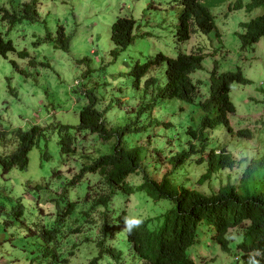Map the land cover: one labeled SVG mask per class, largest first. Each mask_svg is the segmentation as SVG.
<instances>
[{
    "label": "rangeland",
    "instance_id": "rangeland-1",
    "mask_svg": "<svg viewBox=\"0 0 264 264\" xmlns=\"http://www.w3.org/2000/svg\"><path fill=\"white\" fill-rule=\"evenodd\" d=\"M179 1L147 0L139 15L135 16L133 15L135 6L144 0H36L38 20L31 23L23 22L12 27L2 21L0 14V37L11 38L16 50V53L8 54L6 58L0 56V130L10 132L14 129H21L27 131L34 125L42 128L49 127L45 129L47 131L45 140L40 139L37 145L29 151L28 165L25 170L13 168L7 175H2L0 168V216L4 217L0 221V264H25V262L41 264L44 261L41 245L35 244L33 241L37 239L41 241L38 231L40 234L42 227L49 226L36 224H33L32 227L28 226L27 216L30 213H27L26 202L35 208L38 217L51 215L45 205L54 202L53 206L57 210L55 214L58 221L63 216L62 212L65 210L68 200L79 201L76 209L77 214L89 209V205L83 204L82 197H85L87 187L94 184L90 181L98 180L97 176L87 175L79 183H71V178L79 172L80 167L74 159L66 158L68 161L62 163L59 155V139L64 133L56 127L53 128L60 124L77 125L78 113L82 106L88 102L85 97L86 92L92 91L97 106H104L102 111L105 113V118L107 113L114 108L118 113L123 112L122 117L113 116L116 124L137 122L136 126H132L127 139L132 146L140 150V159L150 175L160 173L165 164H169L167 161L171 156L188 148L191 138L185 133V130L188 127L197 129L202 115H204L199 110V100H195L193 104L163 100L158 92L152 104L143 106L133 104L132 101L136 97L132 93L144 92L147 95L146 89L153 87L158 81L156 77L149 76L148 80L155 79L154 85L147 82L148 80L142 79L139 84H136L135 79L128 77V74L131 73L136 63L142 65L148 57L144 56L142 52H138L139 59L133 61L131 57H125L117 68L116 62L119 55L117 58L111 56L110 52L113 48L109 43V29L116 18H132L134 21L133 38L136 43L144 46L143 42L145 41H155L151 45L156 49L155 54L161 53L167 58H176L179 52L175 56L166 54L165 49L169 44L164 33L171 36L170 43L172 45L178 46L175 43L174 34L179 13ZM235 1L230 0L218 5H216V0H207L206 2L214 16V23L220 38H216L214 34L205 36L195 33L187 43L181 45L185 49L184 53L190 54L191 50L197 47L203 48L204 40L209 41V47H212L211 42L215 41L216 46L210 53H214L217 58L211 59L213 56L206 55L210 60L211 70L214 62L217 63L218 69H223L219 73L233 71L238 67L243 77L249 80V85L234 84L231 87L230 98L235 107V114L229 117V122L235 130L248 128L252 131L253 129L252 137L254 139L235 137V140L228 143L224 137L217 135L219 133H212L214 139L210 143L211 149L225 147L234 154L238 161L241 159H247V161L243 160L232 172L225 171L223 173L219 170L202 186L197 184L199 179L197 175L201 172L203 165L196 167L186 163L178 170L191 168L196 173L195 178L185 174L179 179H173L175 186L195 188L206 194L228 180L233 185H241L239 176L246 166L258 167L250 163L254 154L257 153L258 157L264 154V126L260 124V120L264 119L261 106L264 97V38L253 46V52L251 50L242 52L238 38L240 23H246L255 18L261 13V10L254 9L247 12L245 9H239L229 12V6ZM25 2H29V0H0V8L4 7L9 13H12L11 9H13L16 13L14 6ZM242 2L247 5V0H242ZM92 4H104L105 6L117 4L119 7L116 8L117 15L114 17L102 18L99 28L94 29L92 23H84L83 31L86 38L83 43L87 47L82 58L70 60L65 51L57 50L53 43L43 41L47 33H51L53 37L58 26L63 27L66 35L75 32L79 28L77 21L81 20V17L76 15V11L83 9L87 13L91 9L84 8V6ZM67 5H72V7H68L65 11ZM162 5L166 6L162 7ZM40 9H43V17L40 15ZM48 18L54 20L52 29L48 28ZM104 20H107L106 24L103 23ZM102 34L104 47H91L92 44H97L101 40ZM89 35L90 40L88 39ZM133 38L131 43H133ZM105 49L107 50L105 51ZM21 51L27 52L28 57L20 58L17 53ZM173 51L176 52L177 48L173 47ZM97 57H99L98 60ZM82 59L85 61H81ZM89 64L94 66V70L89 69L87 72L80 73L79 76L76 75L81 65L87 67ZM161 66H157L156 69ZM163 66L166 71V66ZM109 68L115 70L108 72ZM120 68H126L128 71H121ZM204 69L203 60L202 69L192 75V79L197 82V80L203 81L204 77L208 78L210 73H206ZM165 71L164 77L166 78ZM71 80H76L78 87L69 89L67 85ZM206 90L207 88L203 85L200 96L205 95ZM249 97L253 100H250ZM74 131L75 129H70L69 133L73 134ZM181 136L187 137L183 141L186 148L180 146ZM103 143L95 135L82 134V136H78L77 149L84 154L85 158H94L100 151H106L107 146H103ZM237 149L239 150L237 151ZM12 150H14V146L9 148V152ZM45 150L49 155L47 160L42 159ZM3 152L6 150L0 148V154ZM85 162L89 163L91 160ZM242 164L245 167L241 171ZM37 173L39 176L33 179V175ZM140 180L141 178L138 176L128 179L131 184H136ZM40 181H44L43 185ZM18 187L21 189L20 194L12 195ZM63 192L66 193L65 199L64 197L59 199ZM90 195L93 196V192ZM125 198L122 194L112 197L107 208L111 219L121 212V206L123 209L136 210L137 212L132 214V217L152 218L161 214L162 205H169L168 201L153 202L142 196H130L124 200ZM101 209L98 207L96 213L99 214ZM68 216L64 217L61 223H57L56 220L53 222V227H59L56 230L63 229L57 240L61 244V249L64 250L59 249L58 254L65 257L74 250L75 252L68 257V264H87L99 252L95 247L99 225L95 232L93 227L97 225V222H94L92 226H87L79 233L68 234L65 232L74 228L73 225H78L75 223V214L71 218ZM76 219L80 220L79 217ZM21 231L24 233L22 236L20 235ZM122 235L123 231L118 234L115 232L109 245L120 251L123 264H140L134 260L125 240L121 238ZM212 235L213 231L203 224L198 232L196 243L188 251L195 264L241 263L240 253L236 251V245L240 243V239L238 242L232 241L229 245L230 251L224 252L212 241ZM86 238L88 241L84 242ZM105 245L108 244L105 243ZM237 256L239 257L238 261L235 260ZM98 264L113 263L107 255H103Z\"/></svg>",
    "mask_w": 264,
    "mask_h": 264
},
{
    "label": "trees",
    "instance_id": "trees-1",
    "mask_svg": "<svg viewBox=\"0 0 264 264\" xmlns=\"http://www.w3.org/2000/svg\"><path fill=\"white\" fill-rule=\"evenodd\" d=\"M202 0H182L185 10L184 27H179L175 36L176 39L187 42L191 32L186 30L187 21L193 18L199 26L198 32L206 34L209 32L214 23V16L210 6L205 5ZM204 1V0H203ZM225 3V0H216V5ZM240 3V2H238ZM36 0L19 3L14 6L16 13L11 9L9 13L4 7L0 8L1 19L7 22L10 27L23 22H35L38 20ZM249 10L260 9L261 13L251 19L247 25H243L245 29L243 34L238 35L240 48L249 49L252 44L257 42L258 38L264 37V0H247ZM229 10L231 8H228ZM132 18L117 17L110 27L109 43L113 48L110 52L111 56L117 58L119 51L117 45L123 40L125 46L130 42V33L133 26ZM56 39H53L51 33H47L43 41L54 44L57 50L65 51V43L70 35L64 33V29L58 26L56 30ZM6 35V33H5ZM63 38V39H62ZM38 43V42H36ZM16 53L15 46L8 37H0V56L6 58L8 54ZM20 58L28 57L27 52L21 51L17 53ZM159 60V61H158ZM85 61V59L83 60ZM200 58L193 55L180 54L176 58H167L161 54L155 57H148L144 64L136 63L128 77H133L136 84H139L141 77L148 74L149 70H155L159 65L166 66V85L165 89L159 92L163 100L180 101L192 103L194 97L193 86L191 85L190 72L200 68ZM89 62V61H88ZM32 63V62H31ZM29 63V64H31ZM14 64V63H13ZM48 65L47 63H45ZM42 64V65H45ZM147 82L155 84V79L150 78ZM247 81L243 78L239 71H229L228 73L217 74L216 71L211 73L210 87L215 96L216 92L220 97L219 110L212 116L203 117L200 120L198 128L185 132L191 141L188 143L187 149H182L175 155L171 156L165 164L163 170L154 175H150L147 168L140 159V150L132 146L127 139L131 132L132 126H136L137 122L126 124H115L113 131L119 130L120 135L116 138L114 144L107 143L111 139L110 136L101 135L108 127L109 121L101 120V116H105L103 111H96V98L92 91L85 93L88 99L78 113V123L76 126L60 124L54 126L60 129L64 134L59 139V155L62 163L67 159H74L79 164V172L71 178V183H79L87 175H95L97 179H93L87 187L85 197H82L84 205H89L88 210L77 214L79 201L68 200L65 210L62 212L60 223L64 217H72L75 214L74 228H70L65 233H79L87 226H92L95 220L103 219L104 236L108 238L106 225L108 222V214L106 212L113 196L118 194L131 195L141 192L151 198L153 202L168 201L169 205H162L161 217L162 224L158 228V233L154 239L145 236L131 237L134 250L138 255H142L143 251L149 252L144 257L147 264H194L189 258L186 250L189 249L197 241L200 228L205 224L213 231L212 239L220 244V248L224 252H228V241L225 236L229 229H241L245 232L246 239L251 243L246 248L248 252L253 250L264 249V189L258 193L260 185L264 182L263 168H249L245 171L242 181L248 187L253 188L250 200H242L227 186L221 187L216 193H202L195 188L190 189L184 186H175L173 179L177 170L186 163L189 165H203L200 173H198V185L202 186L207 183L215 173L220 169L231 166L224 159L226 157L216 156L209 146L208 141L214 130L221 128L226 133L232 134L227 120V113L232 114L234 108L231 107L227 95L229 88L233 83L245 84ZM201 110V109H200ZM206 111V108H202ZM155 121V120H154ZM49 127L42 128L38 125L32 126L29 130L14 129L10 132L0 130V148L6 150L0 154V168L2 175H7L13 168L25 170L28 165V153L34 148L40 139L46 138V130ZM70 129H75L73 134L69 133ZM248 131L239 132V135L247 136ZM97 136L102 140L105 152H100L96 157H84L77 149L78 136L82 134ZM106 143V145H105ZM14 146V150L9 152V148ZM49 158L46 150L42 154V159ZM67 158V159H66ZM83 160V165L78 159ZM88 160L91 162L86 163ZM264 160V159H263ZM138 176L141 180L136 184H131L128 178ZM261 179L262 182H261ZM244 191L249 192L248 189ZM93 192V196L90 193ZM66 193H62L59 199L64 197ZM91 196V197H90ZM101 207L103 210L96 213V209ZM77 217L80 218L76 219ZM246 221L251 223L245 224ZM149 222V220H148ZM250 224V225H249ZM60 231L57 230V233ZM40 246L43 252V259L47 264H68V257L65 259L58 254L61 244L54 238L53 233L42 227ZM53 241L55 243L53 244ZM86 238L84 242H87ZM155 245H150V242ZM130 243V240L128 239ZM75 248V246H73ZM101 247V246H100ZM99 254L93 258V264H97L98 259L104 252L99 248ZM112 258L119 260L120 255L114 251H108ZM258 261V264H264V251L260 257L252 258ZM244 264H249V258Z\"/></svg>",
    "mask_w": 264,
    "mask_h": 264
},
{
    "label": "clouds",
    "instance_id": "clouds-1",
    "mask_svg": "<svg viewBox=\"0 0 264 264\" xmlns=\"http://www.w3.org/2000/svg\"><path fill=\"white\" fill-rule=\"evenodd\" d=\"M228 1H230V0H225V2H228ZM203 2H204L205 5H208L206 3L207 0H204V1L202 0L200 3L203 4ZM238 2H240V3H238ZM146 3H147V0H144V2H141L139 5L135 6V12L133 13V15L138 16L140 10L145 7ZM163 6H166V5H162V7ZM5 7H7V5H5ZM68 7H72V5L65 6V11L67 10ZM118 7H119V5H117V4H109L107 6H105L104 4H98V5L97 4H92V5H85L84 6V8H90L91 9L87 13H85L83 9H79V10L76 11V15L78 17H81V20L77 21V23L79 24V28L75 32L70 34L69 38L67 39V41L65 43L66 56L70 60L80 59L85 54L84 50L87 47V45H85L83 43V41L86 38V35H85L84 31H83L84 23H92L94 29L95 28H99L100 27V22H101L103 17H114L115 15H117L115 10ZM229 8H231L230 10L228 9L229 12L236 11V10H239V9H245V11H247V12H251V11L254 10V9L249 10L248 6L244 5L242 0H236L234 3H232L229 6ZM0 14H1V12H0ZM40 15L43 17V9H40ZM184 19H185V10H184L183 5H182V0H180L179 1V13H178V16H177L176 31H175V34H174L175 43L178 46L172 45L170 43L171 39H172L171 36H168L167 33H164V35L167 37V42L169 44V46L165 49V51H166V54H168L170 56H175L177 54V52H179L180 54H185L184 53L185 49L183 47H181V45L187 43L190 40V38H191V36L193 34H195V33L201 34L200 32H198V29H199L198 27L199 26L197 25L196 21H194L193 18H190L187 21V25L189 27H187V26L185 27L186 30H189V32H191L187 42H182V40L176 39L175 36H177L179 30L182 27H184ZM103 23L106 24L107 20H104ZM248 23H249V21L246 22V23H240V25H239L240 32L238 33V35L244 33L245 29L243 28V25H247ZM53 24H54L53 18H48V28L49 29L53 28ZM179 27H181V28L178 30ZM133 28H134V22H133V26H132L131 33H130V39L131 40H130L129 44L127 46H125V43L122 40L117 45V48H118V51H119V58L117 59V62H116V67L117 68H119L120 61L124 60L125 57H131L133 59V61H135L136 59H139L140 57L137 56L138 52H142L144 54V56H147V57H152V56L155 57L156 55L161 54V53L155 54L156 49L151 46L152 44L155 43V41H145V42H143L144 46H141V44L136 43L135 42V38H133ZM177 30H178V32H177ZM210 34H214L216 36V38H220L219 33L217 31V28L215 26V23H213V26H211V28L209 29L208 33H206V34L202 33L201 35L207 36V35H210ZM109 35H110V29H109ZM132 38H133V43H131ZM263 38H264L263 36L259 37L257 42H255L254 44H252V46H250L251 48L243 49V50H241V48H240V50L242 52H246V51H249V50H251L253 52V46L255 44H257ZM53 39H56V34L55 33L53 34ZM88 39L89 40L91 39L90 35L88 36ZM211 43H212V47H209L208 46L209 45V41L208 40H204L203 41V45H204L203 48L197 47V48L191 50L190 54H186V55L197 56L198 58L201 59V61H199L200 68L190 72L191 74L189 76L190 79H191V85L193 86L192 97H194L193 102L189 103V104H193L195 102V100H199V103H198L199 110L201 109L200 111H202L203 114H204V115H202L201 120L203 119V117H206V116H207V118L212 117L219 110V107H220L219 94L216 92V94L214 96V94L212 92V89L210 87V84H209L210 83V78H211V73L213 71H216L217 74H223V73H228L229 72V71H226V72H223V73H219V71H223V69H218L216 62H214V66H213V68L211 70L210 60H209V58L206 55L210 54L211 56H213L211 59H216L217 58V57L214 56L215 55L214 53H210V52H212L214 50V48L216 46V42L212 41ZM91 47H93V48L104 47L103 34H102L101 40L97 44H92ZM173 47L177 48L176 52L173 51ZM106 50L107 49H105V51ZM202 52H204L205 54H203ZM161 55H163V54H161ZM98 59H99V57H97V60ZM83 60L84 59H82L81 61H83ZM203 60H204V63H205L204 71L206 73H210V74H209L208 78L204 77L203 81L197 80V82H196L195 80L192 79L193 78L192 75H194L197 71L202 69ZM89 69L94 70V66L90 65V64L87 65V67H85L84 65H81V67H80L79 71L76 73V75L79 76L80 73L87 72V71H89ZM114 70H115L114 68H109L108 72H112ZM120 70L121 71H125V72L128 71V69H126V68H120ZM164 71H165V69H164V66L162 65L159 69L149 70L147 75L141 77L142 80H148L149 76H154V77H156L158 83L156 85H154L153 87L146 89L147 95H145L144 92L132 93V95H134L136 97V99L134 101H132L133 104H139V105L143 106L145 104H152L154 102V99L157 96V93L160 92L161 90L165 89L166 78L164 77ZM233 71L234 72L239 71L241 73V70L238 67L235 68ZM241 75H242V73H241ZM243 78L247 82L245 84H241V83H233V84H231V86L229 88L228 95H227V98H228L229 102L231 103L230 104L231 107L234 108V112L232 114H230L229 112H226L228 114L227 115L228 124H229L230 128L232 129L233 133L232 134L226 133L225 130L221 129V128H218V129L213 131V133H219L217 135L220 136V137H224L227 140L228 143H230L233 140H235V137L244 138V139H247V140H251L252 138L254 139V137H252L253 129H252V131H250L248 128L235 130L230 125V122H229V117L235 114V107H234L233 102H232V100L230 98L231 87L234 84L243 85V86L249 85V80L246 79L245 77H243ZM81 82H83V81H81ZM203 85L207 88V90H206L205 95L200 96V93L202 92L201 91V87ZM67 87L69 89H71L73 87H78V83H77L76 80H71L68 83ZM249 99L253 100L250 97H249ZM178 102H180V101H178ZM182 103H185V102H182ZM105 104H107V101H105ZM261 106L263 107L262 109H263V112H264V97H263V99L261 101ZM103 107H104L103 105H98V106H96L95 110L98 111V112L102 111ZM202 108H206L207 110L203 111ZM113 116L122 117L123 116V112H119L118 113L113 108L111 112L107 113L106 118L109 121L108 127H107L106 130L101 131L100 134L111 137V139L107 141V143H109V144H114L116 142V138L120 135L119 130L113 131V126L116 124V121L113 120ZM100 119L101 120L105 119V116H101ZM200 123L201 122H199V124ZM260 124H262L264 126V119L260 120ZM254 127H255V125L253 126V128ZM188 128H190L192 130H195V129L191 128V127H188ZM188 128L185 130V132H187V130L188 131L190 130ZM242 131H248L247 132L248 135L247 136L239 135L238 133L242 132ZM93 135H95V133H93ZM186 139H187L186 136H181V145H180L181 148H186L187 147L183 143V141L186 140ZM213 139H214V136L212 137V134H211L210 140L208 141L209 146H210V143H211V141ZM161 144H162V142H161ZM238 150L239 149H237V151ZM89 151H91V149H89ZM212 151L218 157H226V159H224V160L231 164V166H228V167H226L224 169H220V171L223 172V173L225 171L232 172L234 170V168H236L237 166H239L243 162V160L247 161V159H243V160L241 159V160L238 161L237 158L234 156V154L231 153L229 150H227L225 147L212 149ZM254 155L255 156L250 160V163H252L254 165H257L259 168H263V170H264V160H263L264 159V154L259 155V157H258L257 153L254 154ZM76 159H78V162L83 165V160H80L79 158H76ZM50 166H54V165H50ZM240 167H241V171H242L244 169L245 165L242 164ZM249 168H254V166H246V168L243 170V172L239 176V182L241 183V185H233L228 180V182H226V183H224L222 185H219L215 189H212L211 192H213V194H214L221 187L227 186V188L232 189L237 194V196L239 198H241L242 200L247 201V200L252 199V197H248L247 195L252 194L253 188L248 187L242 181V177H243V175H245V171L247 169H249ZM217 173H215L214 176ZM185 174L191 176L193 179L195 178V175H196V173L193 172V170L191 168H185V169H182V170H177V172L175 173V177L177 179H179L180 177L184 176ZM263 174H264V172H263ZM38 176H39V174L37 173V174L33 175L32 178L36 179ZM263 179H261V182H262ZM40 183H41V185H43L44 181H40ZM261 185H262L261 189L258 190V193L263 191L264 182ZM244 189H248L249 192L244 191ZM20 191H21V189L18 187L16 192L13 193L12 195L18 196L20 194ZM122 195H124L126 197L124 200H126L127 197H130V196H142V197H145L147 200H151V198H149L148 196H146L144 193H141V192L133 193L131 195H125V194H122ZM116 202L120 203L119 201H116ZM53 203L54 202H49L47 205H45L47 207L48 211L51 213V215H49L47 217H38L36 215L35 208L30 206L26 202L27 213H30V215L27 216V223H28L29 227H32L33 224L49 226V227H47V230H49L50 232L53 233V236H54L55 239H58L59 238L58 237L59 233L63 232V229L61 228L60 232L57 233L56 229L59 228V227L58 226L53 227L54 226L53 222L56 220V214L55 213L57 211L54 208ZM123 206H124V201H123ZM101 210H103V209H101ZM97 211H99V210H97ZM106 212L108 214V222H109L106 225L108 238H106L104 236L105 229L102 226V223L104 222V218L94 221V222H97V225L93 227V231L94 232L96 231V228L99 225L98 238H97V240L95 242V247L97 248V251L100 252L99 248H101L102 250H104V252L101 254L102 257H103V255H107L111 259L113 264H123L121 262V253H120V251L117 250L114 247H111L109 245L110 241L113 240L115 232H117V234H118L120 231H123V235H122L121 238H123L125 240L128 248H129L130 253H132V256L134 257V260L138 261V263H140V264H147L148 261L145 260L144 257L146 255H148L149 252L144 250L142 255H138L135 252V250H134V245L132 243L131 237L148 235L149 238L154 239V236L158 233V228L162 224V217H161L162 214H160L158 216H155V217H152V218H148V217H145V218H143V217H132L131 215L136 213L137 211L136 210H131V209H126V208L123 209V207L121 206V212L117 213V215H115L113 217V219H111L107 210H106ZM3 219H4V217L0 216V221H2ZM148 220H149V222H148ZM56 222L60 223V221H58V220H56ZM248 223H251V221H246L245 224H248ZM73 227H75V225H73ZM234 232H236V235H234ZM20 235L21 236L24 235L23 231L20 232ZM39 235L40 234H39V231H38V236ZM118 239L119 238L117 237V240ZM128 239L130 240V243L128 242ZM239 239H240V243H238L236 245V251L238 253H240V259H241V263H239V264H244L248 260V258H249V264H258V261L255 260V259H252V258L260 257L262 255V251H264V249L253 250L251 252H248L246 250V248L248 246H250L251 243L246 239L245 232L243 233L241 229L232 228V229L228 230V233L225 236V240L228 241V246H227L228 252L230 251V248H229L230 243L232 241L238 242ZM212 241H214L220 247V244L217 241H215L214 239H212ZM33 243L40 244L43 247V244L41 243V241L39 239L33 241ZM54 243H55V241H53V244ZM105 243H107L108 245H105ZM150 245H155V242H153V241L150 242ZM5 247H7V245H5ZM191 247H189V249ZM189 249L186 250V252H187L189 258L191 259L190 255H189V252H188ZM63 250L64 249H61V251H63ZM108 251H114V252L118 253L120 255L119 260H115L114 258H112L111 255L108 253ZM74 252L75 251L72 250L71 252H69L67 254L66 257H69ZM99 252H98V254H99ZM63 259H65V257H63ZM99 260L100 259H98V261ZM235 260L238 261L239 257L238 256L235 257ZM193 263H194V261H193ZM25 264H27V262H25ZM41 264H47V261H42ZM87 264H93V258H91V260L88 261ZM97 264H98V262H97Z\"/></svg>",
    "mask_w": 264,
    "mask_h": 264
}]
</instances>
